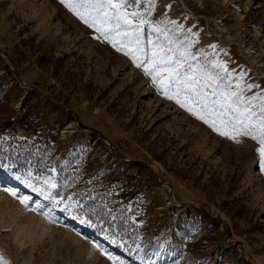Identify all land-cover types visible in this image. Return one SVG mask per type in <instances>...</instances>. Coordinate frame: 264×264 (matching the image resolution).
Listing matches in <instances>:
<instances>
[{"label": "rangeland", "instance_id": "obj_1", "mask_svg": "<svg viewBox=\"0 0 264 264\" xmlns=\"http://www.w3.org/2000/svg\"><path fill=\"white\" fill-rule=\"evenodd\" d=\"M149 7L142 0L127 11L145 13L177 43L195 40L190 51L201 63V51L208 59L215 53L243 73L245 85H258L246 96L264 93V0H153ZM98 35L60 0H0V103L8 96L0 163L10 166L0 169V257L113 264L107 253L124 264H264L258 142L213 131ZM149 37L156 34L145 26ZM68 169L84 173L80 194L62 188ZM49 192L65 203L71 196L84 211H62ZM169 243L179 252L168 263L153 260Z\"/></svg>", "mask_w": 264, "mask_h": 264}, {"label": "snow or ice", "instance_id": "obj_2", "mask_svg": "<svg viewBox=\"0 0 264 264\" xmlns=\"http://www.w3.org/2000/svg\"><path fill=\"white\" fill-rule=\"evenodd\" d=\"M60 2L66 4L84 24L94 28L99 34L97 39L103 38L117 51L129 56L167 100L174 101L213 131L236 143L241 142L238 137H250L257 141L260 168L264 170V93L250 97L245 95L258 85H245L244 74L237 75L230 71L227 63L216 58L215 53L208 59L201 51L199 55L205 61L201 63L197 55L190 51L195 40L188 39L186 42L177 43L173 36L168 35L167 28L152 25L145 18V13L137 10L127 11L132 3L140 7L142 0H60ZM148 2L151 10L153 0ZM167 23L175 25L178 32H184L175 21L169 20ZM145 26L150 27L156 34L155 40L150 37L145 39ZM187 31L191 32V29ZM6 168L10 170V166L0 163V169ZM51 171L55 172V169ZM28 176H31V171L28 172ZM16 179L19 180L21 177L17 176ZM36 179L39 180V177ZM24 183L34 191H41L27 179ZM43 183L52 189L58 187L51 178H45ZM45 198L54 200L51 192L47 193ZM28 200V197H23L21 203H27ZM67 200V203L63 197L54 200L55 206L63 204L62 211L74 209L84 211L80 201L74 200L71 196ZM81 223L92 226L91 219H81ZM105 255L113 264H124L122 260H117L112 255L107 253ZM0 264L8 262L0 257Z\"/></svg>", "mask_w": 264, "mask_h": 264}, {"label": "trees", "instance_id": "obj_3", "mask_svg": "<svg viewBox=\"0 0 264 264\" xmlns=\"http://www.w3.org/2000/svg\"><path fill=\"white\" fill-rule=\"evenodd\" d=\"M19 93H22L21 91L19 92ZM29 93L24 97V99H23V107L25 106V104L28 102V100H29ZM7 97L8 96H4V102H2V103H0V111H1V109L3 108V107H5L6 106V104H7ZM75 170H71V169H68V171H67V174H66V182H65V184L63 185V189L65 190V191H67L70 187H73L74 186V188L73 189H75L76 191H77V193H79L80 194V191H82V186H83V184L85 183V177H84V173H79V172H74ZM62 191V190H61ZM87 194H89L90 195V192H87ZM85 195H80V196H78V198H80V200L81 199H83V197H84ZM96 199H98V197L96 198ZM97 202V201H96ZM118 234V233H117ZM120 234H121V237L122 236H124L125 234L124 233H121L120 232Z\"/></svg>", "mask_w": 264, "mask_h": 264}, {"label": "bare ground", "instance_id": "obj_4", "mask_svg": "<svg viewBox=\"0 0 264 264\" xmlns=\"http://www.w3.org/2000/svg\"><path fill=\"white\" fill-rule=\"evenodd\" d=\"M200 3H203V0H199ZM245 43L242 41V44ZM69 129V128H67ZM173 246V251L171 250ZM179 252V249L175 248L173 244L169 243L167 246H165L162 251L158 252V251H155V253L152 255V259H157L159 260L160 262H163V263H168V260L174 256L175 253ZM149 256L151 255L149 253V250L147 251V253ZM177 259V258H176ZM191 260H194L193 258H191ZM198 261V260H197ZM170 262V261H169Z\"/></svg>", "mask_w": 264, "mask_h": 264}, {"label": "water", "instance_id": "obj_5", "mask_svg": "<svg viewBox=\"0 0 264 264\" xmlns=\"http://www.w3.org/2000/svg\"><path fill=\"white\" fill-rule=\"evenodd\" d=\"M23 101V100H22Z\"/></svg>", "mask_w": 264, "mask_h": 264}]
</instances>
